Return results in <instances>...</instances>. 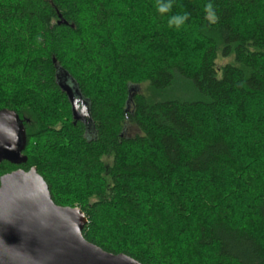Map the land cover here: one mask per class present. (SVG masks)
Masks as SVG:
<instances>
[{
  "label": "trees",
  "instance_id": "16d2710c",
  "mask_svg": "<svg viewBox=\"0 0 264 264\" xmlns=\"http://www.w3.org/2000/svg\"><path fill=\"white\" fill-rule=\"evenodd\" d=\"M179 81L196 99L164 97ZM3 110L27 161L0 178L35 168L88 243L139 264H264V0H0Z\"/></svg>",
  "mask_w": 264,
  "mask_h": 264
},
{
  "label": "water",
  "instance_id": "95a60500",
  "mask_svg": "<svg viewBox=\"0 0 264 264\" xmlns=\"http://www.w3.org/2000/svg\"><path fill=\"white\" fill-rule=\"evenodd\" d=\"M55 78L70 104L73 122L88 125V101L74 80L59 68ZM134 93L136 87L130 86L128 102ZM25 147V129L18 116L0 111V163L24 165ZM86 222L79 208L54 204L35 168L0 178V264H139L88 243L82 236Z\"/></svg>",
  "mask_w": 264,
  "mask_h": 264
},
{
  "label": "rangeland",
  "instance_id": "374dc122",
  "mask_svg": "<svg viewBox=\"0 0 264 264\" xmlns=\"http://www.w3.org/2000/svg\"><path fill=\"white\" fill-rule=\"evenodd\" d=\"M173 29H176L178 30L179 28L176 27V25H174L172 27ZM232 59L231 58H221L220 56L217 58L216 60V66H217V69H219L220 67L224 66L225 64L227 63H231ZM177 86H175L173 88V91L171 92H167L164 97L166 98H172V97H175V98H179V99H188V98H193V99H196V96L194 97V95L192 94V90H190L189 86L187 83L183 82V81H179L176 83ZM132 86H135L136 87V91L137 93H140V94H143V95H146V96H149L150 93L147 91V84H140V85H132ZM60 125L58 124L57 127L55 129H60ZM138 130L132 126V125H127L125 127V130H124V135L126 137H133L135 136L136 134H138ZM107 163L110 162V160H106ZM261 182V181H260ZM69 207H76L75 204H71L69 205ZM235 221L236 218H234ZM263 238V245H264V236L262 237Z\"/></svg>",
  "mask_w": 264,
  "mask_h": 264
},
{
  "label": "clouds",
  "instance_id": "9594fccd",
  "mask_svg": "<svg viewBox=\"0 0 264 264\" xmlns=\"http://www.w3.org/2000/svg\"><path fill=\"white\" fill-rule=\"evenodd\" d=\"M166 5H164V6H161L158 10L160 11V12H163V11H165L166 10ZM182 19H183V17H179V18H177V17H174L172 20H170L169 21V23L171 24V23H176L177 25H179V23L182 21Z\"/></svg>",
  "mask_w": 264,
  "mask_h": 264
}]
</instances>
